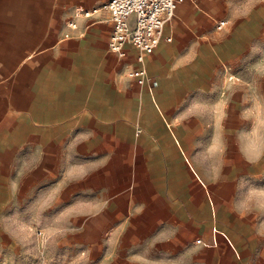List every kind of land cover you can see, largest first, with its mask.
Segmentation results:
<instances>
[{
	"label": "crops",
	"instance_id": "1",
	"mask_svg": "<svg viewBox=\"0 0 264 264\" xmlns=\"http://www.w3.org/2000/svg\"><path fill=\"white\" fill-rule=\"evenodd\" d=\"M107 1L0 0V206L8 191L86 173L99 201L122 200L118 227L145 261L252 264L264 230L243 182L260 156L236 155L221 130L229 104L196 94L211 90L212 64L250 44L257 11L240 20L235 0H184L138 64L133 48L108 49ZM138 66L142 86L125 76Z\"/></svg>",
	"mask_w": 264,
	"mask_h": 264
},
{
	"label": "rangeland",
	"instance_id": "2",
	"mask_svg": "<svg viewBox=\"0 0 264 264\" xmlns=\"http://www.w3.org/2000/svg\"><path fill=\"white\" fill-rule=\"evenodd\" d=\"M234 2L232 8L240 16L257 11L260 28L246 31L253 38L243 51L211 65L212 88L205 95L196 94V100L228 103L227 126L221 130L236 135L235 154L250 159L259 153V177L249 176L243 183L253 188L248 208L264 220V0ZM58 177L36 189L8 191L5 205L0 206V263L160 264L142 259L133 232L119 229L116 209L123 210L122 200L117 199L116 208L108 200L99 201V192L87 188L92 183L86 181V173L82 183L76 182L75 173H68L65 183L56 181ZM262 220L257 225L264 230ZM252 264H264V254L254 255Z\"/></svg>",
	"mask_w": 264,
	"mask_h": 264
},
{
	"label": "built area",
	"instance_id": "3",
	"mask_svg": "<svg viewBox=\"0 0 264 264\" xmlns=\"http://www.w3.org/2000/svg\"><path fill=\"white\" fill-rule=\"evenodd\" d=\"M183 1L108 0L103 5V9L108 13L112 23V33L108 42L110 53L123 59L126 56V46H129L136 51L135 62L143 64L144 56L152 54L158 47L163 38L165 23L173 18L177 7ZM225 24L226 22H219L216 29H222ZM166 41L169 42V38ZM125 76L138 86L148 81L147 72L143 66L126 70ZM154 86L156 82L152 81L151 87Z\"/></svg>",
	"mask_w": 264,
	"mask_h": 264
}]
</instances>
